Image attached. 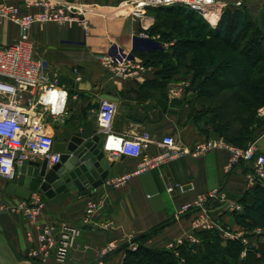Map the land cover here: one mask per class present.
Listing matches in <instances>:
<instances>
[{"label": "crops", "instance_id": "1", "mask_svg": "<svg viewBox=\"0 0 264 264\" xmlns=\"http://www.w3.org/2000/svg\"><path fill=\"white\" fill-rule=\"evenodd\" d=\"M16 1L23 3L25 0ZM77 1L83 5L88 19L87 32L77 21L39 23L29 31L34 57L46 72L57 77L59 88L67 94L62 104L57 102L54 114L49 112L50 104L38 107L54 141L67 140L82 130L88 118L96 116L104 94L117 103L110 134L119 138L147 131L152 137L150 154L162 149L160 140L166 134L186 147L214 138L212 132L209 137L206 135L214 115L195 113L202 106L191 89L192 74L180 71L163 83L158 73L162 64L149 58L151 49L160 48L170 53L172 46L149 34L148 29L154 22L149 13L152 7L137 8L136 0ZM212 7L219 8L220 14L226 7H238L245 9L255 21L264 19V0H216ZM22 10H35V7L23 6ZM210 17L216 22L217 14ZM142 32L146 36H141ZM17 36L18 28L13 22L0 23L1 45L12 43ZM117 48L132 50L142 67L136 74L116 77L98 62V55L114 52ZM74 69L78 70L79 79ZM181 81L188 83L182 95L169 98L168 88L179 86ZM38 94L39 91L35 96ZM94 125L97 126L96 120ZM263 137L264 134L254 143L259 152H264V143L260 142ZM101 138L107 143L105 155L112 164L100 185L84 193L73 190L53 193L50 197L40 189L33 190L31 195L39 196L45 204L34 222L27 221L21 212H12L6 207L0 210V264H97L101 250L109 242L114 246L105 256V263L123 264L126 249L133 243L166 248L169 242L185 240L192 221L201 214L217 222L219 228L215 230L224 241L230 240L225 232L243 234L245 231L234 217V212L239 210L232 207L234 203L239 204L237 197L251 187L248 181L251 170L246 164L243 167V163L229 167L230 153L226 150L215 148L198 156L186 154L133 176L121 186L112 187L106 180L133 170L138 159L116 156L119 141L110 143L108 136L102 133ZM16 174L14 170L8 178L0 177L1 203L26 200L8 189ZM171 181L192 182L193 189L168 193L166 185ZM217 188L226 194L224 199L209 200L178 216L183 203L194 202L199 195ZM89 201L97 204L92 217L86 214ZM64 223L79 227L81 232L65 261L57 262L54 245L48 246L46 252L39 251L38 233L44 226L56 227ZM144 233L148 234L138 240ZM261 233L251 231L247 237L253 241Z\"/></svg>", "mask_w": 264, "mask_h": 264}, {"label": "built area", "instance_id": "2", "mask_svg": "<svg viewBox=\"0 0 264 264\" xmlns=\"http://www.w3.org/2000/svg\"><path fill=\"white\" fill-rule=\"evenodd\" d=\"M216 0H136L134 5L139 7H171L181 6L200 14L211 26L217 24L220 18V9L212 7ZM240 5V2H237ZM35 7V10H22V7ZM83 5L77 0H25L19 3L16 0H0V21L9 20L18 28L17 38L10 44H0V177L8 178L17 165L24 161H37L47 158L50 164L59 160V153L52 150L54 138L52 132L42 121V114L38 107L48 105L44 97L52 89L62 91L58 86L55 75L46 72L40 61L34 57L32 42L29 31L35 24L53 22L65 24L72 21L79 22L84 30H89L88 19L83 11ZM217 14L216 22L210 20V16ZM141 36H146L141 33ZM98 62L113 72L116 77H126L136 74L141 69V64L136 62L132 50L115 49L114 52L97 56ZM76 79H79L78 70L74 69ZM188 86L186 81H181L179 86L169 87L167 94L169 98L180 97ZM39 91L38 96H35ZM65 92L66 91H62ZM49 112L54 114L50 104ZM117 109V103L108 98H101L96 112L97 128L102 134H106L110 143L118 140L117 155L137 158L138 162L133 170L126 171L121 175L109 178L106 184L118 187L126 183L131 177L145 171L160 167L167 162L190 154L198 156L211 149L220 148L230 153L231 167L239 161L251 163L253 171L248 176L250 184L259 182L264 186V152L257 153L251 146L243 149L228 143L222 137L207 138L193 147L178 144L171 135L161 137L162 149L155 153L148 152L152 137L147 131H142L131 137L116 138L110 134L113 126V118ZM193 189L192 182H168L166 191L185 192ZM224 199L225 195L217 188L199 195L194 202L183 203L178 216L190 212L196 207H201L205 202L212 199ZM44 202L35 194L27 200L14 204L0 202V210L4 207L12 212H21L29 222H34L39 216ZM97 204L89 201L86 214L92 217L95 214ZM234 210H240V205L234 203ZM219 228L217 222L208 218L207 215L197 216L191 224L189 234L185 240L169 242L166 248H174L178 244L188 241L198 242L194 232L203 229ZM80 228L71 224H62L56 227L44 226L38 233L39 251L46 252L48 246H55V259L63 262L68 251L73 247ZM58 237L56 241V236ZM228 239H239L238 233L225 232ZM242 243L247 245L246 238ZM111 242L101 250L97 264H106L105 256L113 248ZM137 245L133 243L131 250Z\"/></svg>", "mask_w": 264, "mask_h": 264}, {"label": "trees", "instance_id": "3", "mask_svg": "<svg viewBox=\"0 0 264 264\" xmlns=\"http://www.w3.org/2000/svg\"><path fill=\"white\" fill-rule=\"evenodd\" d=\"M150 11L163 13L161 21L165 29L177 38L170 53L160 48L148 52L152 62L162 64L158 73L163 83L181 70L190 72L191 89L202 106L195 113H212L215 117L207 137L212 132V136L240 147L255 141L264 131V120L245 117L244 111L254 113L258 107H264V26L238 7L224 8L215 26L209 25L197 12L181 6L152 7ZM159 28L160 24L154 21L148 32L159 33L165 39L166 31ZM249 29L247 42L237 44V38ZM233 123L239 127L231 134ZM240 163L243 167L246 164ZM237 200L241 209L234 212L236 222L248 231L264 228V188L254 184ZM148 233L137 239L145 238ZM194 235L198 242L184 241L170 249L141 244L135 250L128 248L123 264H264V240L260 239L264 231L257 234L255 243L247 245L239 239L224 241L215 229L197 230ZM243 249L245 255L241 256Z\"/></svg>", "mask_w": 264, "mask_h": 264}, {"label": "water", "instance_id": "4", "mask_svg": "<svg viewBox=\"0 0 264 264\" xmlns=\"http://www.w3.org/2000/svg\"><path fill=\"white\" fill-rule=\"evenodd\" d=\"M103 97L111 98L107 94ZM95 120L96 116L89 117L78 133L67 140L54 141L52 150L59 153L56 163L50 164L44 158L17 165L14 169L17 174L12 176L8 189L28 200L36 189L50 197L73 190L84 193L100 185L112 162L105 155L107 143L94 125Z\"/></svg>", "mask_w": 264, "mask_h": 264}, {"label": "rangeland", "instance_id": "5", "mask_svg": "<svg viewBox=\"0 0 264 264\" xmlns=\"http://www.w3.org/2000/svg\"><path fill=\"white\" fill-rule=\"evenodd\" d=\"M149 13L153 16V19H154V21H155V23H157V24H160V28H159V30L160 31H163V30H165L166 31V37H165V39H163V38H161V36H160V34L159 33H152L151 35H156V36H158V38L162 41V42H166V43H169V44H173V43H175L176 41H177V38H175V36L172 34V33H170L169 31H167V29H165V27H164V25H163V23H162V21H161V18L163 19L164 18V15H163V13H159L158 14V12L157 13H154V12H151V11H149ZM171 19V18H170ZM3 21H6V20H1L0 21V23L1 22H3ZM171 22H172V20H171ZM256 23H258V24H261V25H263L264 26V19H258V21H256ZM192 24H195L194 22L192 23ZM210 25V24H209ZM159 26V25H158ZM250 31H251V29H249L248 31H247V33H245L243 36H241V37H239V38H237V40H236V43L238 44H244L245 42H247V40L249 39V34H250ZM167 34H171V35H167ZM167 36H169L168 38H167ZM183 37L185 36V34H183L182 35ZM191 36H194V35H191ZM223 44V43H222ZM255 44V43H254ZM188 57L186 58L187 59V61H189L190 59V56L189 55H187ZM181 72H182V70H181ZM222 95H224V93L222 94ZM221 99H223V97L221 98ZM244 115H245V117L247 116H251V118H262L263 120H264V107L263 106H260V107H258V109H257V111L256 112H254V113H251V112H249V111H244ZM239 124L238 123H233L232 124V128L230 129V132H231V134H233L236 130H237V128L239 127L238 126ZM260 129V128H259ZM259 129H257V130H259ZM258 132V131H257ZM264 134V131H263V133L255 140V141H257L262 135ZM255 141H253L252 143H250V144H248L246 147H240V146H237V145H234V146H236V147H239V148H243V149H245V148H247V147H249V146H251L252 148H254V150H255V152H257V153H260L255 147H254V143H255ZM260 142L261 143H264V137H263V139H261L260 140ZM229 143V142H228ZM231 144V143H230ZM233 145V144H232ZM239 162H241V161H239ZM238 162V163H239ZM244 162V161H243ZM237 163V164H238ZM244 163H246V162H244ZM247 164V166L250 168V170H251V172L253 171V166H252V164L251 163H246ZM254 184H259V182H253L252 184H250L251 186H253ZM262 188H264V186L263 185H261V184H259ZM222 192H223V190H222ZM224 195H226L225 193H224ZM216 199H220V198H216ZM4 202V201H3ZM7 203H8V201H6ZM216 203V202H215ZM250 231V232H249ZM245 230L244 232H243V234L241 233V232H237L238 234H239V236H240V238H239V240L241 241L243 238H246V241H247V244L248 243H251V242H253V243H255L256 242V239L254 240V239H252L253 241H250V239H249V237H247V236H250V234H251V231H253V232H257V231H264V228H260V227H257V228H253V229H251V230ZM232 233H236V232H232ZM245 233H247L246 235H245ZM250 238H252V237H250ZM262 240H264V237H262L261 238ZM234 240V239H233ZM242 242V241H241ZM241 255L243 256V255H245V250L243 249L242 251H241Z\"/></svg>", "mask_w": 264, "mask_h": 264}, {"label": "clouds", "instance_id": "6", "mask_svg": "<svg viewBox=\"0 0 264 264\" xmlns=\"http://www.w3.org/2000/svg\"><path fill=\"white\" fill-rule=\"evenodd\" d=\"M66 93L59 91L57 89H52L47 93V96L44 97L46 103H49L53 106V110H55L57 106V102L59 101L61 104L64 102L66 98Z\"/></svg>", "mask_w": 264, "mask_h": 264}, {"label": "bare ground", "instance_id": "7", "mask_svg": "<svg viewBox=\"0 0 264 264\" xmlns=\"http://www.w3.org/2000/svg\"><path fill=\"white\" fill-rule=\"evenodd\" d=\"M216 18V17H215ZM211 20L214 21V17H211ZM110 144V143H109Z\"/></svg>", "mask_w": 264, "mask_h": 264}]
</instances>
